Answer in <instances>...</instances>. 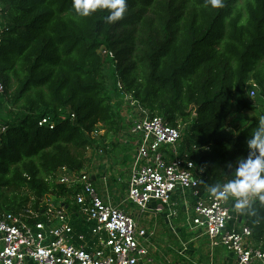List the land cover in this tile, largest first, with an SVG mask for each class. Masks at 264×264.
Returning <instances> with one entry per match:
<instances>
[{
  "label": "trees",
  "instance_id": "16d2710c",
  "mask_svg": "<svg viewBox=\"0 0 264 264\" xmlns=\"http://www.w3.org/2000/svg\"><path fill=\"white\" fill-rule=\"evenodd\" d=\"M223 2L127 0L110 24L107 10L78 16L73 0H0V103L17 111L0 124V215L70 195L56 175L87 168L99 147L92 133L106 139L130 128L112 94L182 128V153L203 171L201 197L233 180L228 164L246 153L261 118L244 128L228 121L257 109L246 99L251 81L264 97V0ZM46 118L53 130L39 126ZM250 205L256 215L240 216L264 248V203Z\"/></svg>",
  "mask_w": 264,
  "mask_h": 264
},
{
  "label": "built area",
  "instance_id": "2783aa9c",
  "mask_svg": "<svg viewBox=\"0 0 264 264\" xmlns=\"http://www.w3.org/2000/svg\"><path fill=\"white\" fill-rule=\"evenodd\" d=\"M250 84V96L257 99L260 89L253 81ZM5 92L0 79V97ZM124 102L130 108L127 120L135 149L126 201L140 212V217L105 201L91 173L64 168L56 178L70 191L66 197L71 199V205L65 200L56 204L45 198L41 211L28 207L18 214L0 215V264H144L152 246L142 217L147 213L165 214L167 225L173 229L177 213L172 200L176 195L183 207L192 212L186 223L189 230L200 231L212 249H227L237 264H264L263 244L253 238L252 229L235 209L237 198L200 196L203 171L198 170L188 153H178L182 143L180 129L152 115L128 95ZM39 126L53 130L55 123L46 118ZM103 134L98 129L92 137ZM165 146L173 148V155L165 154ZM96 150L99 155H106L107 149ZM96 173L103 183L108 180L100 168ZM257 199L250 196L249 203ZM75 221L88 228L98 242H87L86 235L77 234Z\"/></svg>",
  "mask_w": 264,
  "mask_h": 264
},
{
  "label": "crops",
  "instance_id": "0c3cea01",
  "mask_svg": "<svg viewBox=\"0 0 264 264\" xmlns=\"http://www.w3.org/2000/svg\"><path fill=\"white\" fill-rule=\"evenodd\" d=\"M122 136L125 138V140L130 139L131 141H133L131 136L129 135V129L127 131H124L121 137ZM103 149H106V148L103 147ZM108 150L109 149L105 150V153H106L105 156L99 155V157L103 158V160L101 162L95 161L94 171L89 172L92 174V181L95 183V186L98 189L99 194L105 199V201L110 202L112 205L117 206L118 208L128 213H131L135 216L140 217V212L134 206H132L129 202L126 201L128 183L130 179V171H129L128 180L126 178V175L124 177L120 175L117 178H115V171L113 172V174L110 173L109 171L111 169V166L108 163V160L106 159L107 155L110 154ZM185 153H181V154H185ZM132 164H133V160H132ZM99 168L101 172L104 171V173L108 176V180L105 183L100 181L96 173V171H98ZM64 200L67 205H71L72 201L69 197H64L62 202ZM172 202L176 206L174 207V210L177 213L175 220L178 218H181L182 220L181 225L177 226L174 221L173 229H171L170 227L168 228L165 214L155 216V215H152L151 213H147V214H144L142 217V221H141L142 225L146 229H148V231L151 234L150 242L152 246L149 256L147 258V261L144 264H163L162 263V260L164 258L163 251H165L164 249L166 248H168L172 252L173 251L177 252V254L181 256V257H178V256L174 257L175 259L181 258L180 259L181 261L180 260L174 261L175 264H185L182 262L183 261L182 258H184V255H185V249H188V248L191 249L192 247L191 245L199 243L200 241L199 242L197 241L202 239L201 237H204L201 235L200 231H198L199 232L198 233V232L189 230V227L187 226L186 223H187L188 217L192 215V212L187 210L185 207H183V204L180 201V197H178L177 195L174 196ZM71 210H74V209L71 208ZM74 224L76 226V233L86 235L87 242H90V241L98 242L97 238L92 237L89 230L81 233V230H82L81 228H84V226L81 223H78L77 221H75ZM165 230H169L171 233H173L176 243L169 242L167 241V239L166 240L164 239L163 235L165 234ZM159 239L163 240V244L160 243ZM195 247H198V246H195ZM195 250L196 252H199V253L201 252L200 250H197V249ZM210 251L212 252L211 254L212 257H214L213 255H215V253H217L219 257L216 256V258L210 259L207 256L206 261H204L203 259L204 264H237V259L232 254L222 253L221 251H219L218 248L212 249L211 246H210ZM166 264H170V263H166Z\"/></svg>",
  "mask_w": 264,
  "mask_h": 264
},
{
  "label": "rangeland",
  "instance_id": "374dc122",
  "mask_svg": "<svg viewBox=\"0 0 264 264\" xmlns=\"http://www.w3.org/2000/svg\"><path fill=\"white\" fill-rule=\"evenodd\" d=\"M1 17V14H0ZM1 19H0V30L2 29V25H1ZM252 90V89H251ZM251 90H248L246 92V99L250 102L251 105H253L254 107H256L257 109L255 111L252 112H245L242 114H235L232 115L229 118V123L230 125H234L237 124L239 125L241 128L246 127L254 117L258 116V117H264V97L263 95H259L257 99H252L250 96ZM110 91H111V87H110ZM112 92V91H111ZM113 93V92H112ZM113 96V106L114 109L116 111L121 110V116H122V120L124 122V125L126 126V124H130V122H128L127 117H128V113H130V109L126 106V105H120L121 101L120 98L116 97L114 94H112ZM7 101V104H3L0 103V124L10 121L15 113L17 112L15 108H13V105L10 101ZM11 112V113H10ZM180 131H182V128L180 129ZM129 138V137H128ZM97 139H99L97 141V144H99L98 148H106L109 149L108 152L110 153L109 155H107V160L108 163L111 166V169L109 170L110 173L113 174V172L115 171V178H117L118 176L122 175L123 177L126 175V178L128 180L129 178V169L132 166V158L134 155V144L133 141H131L130 139H126L121 135L120 136H112L109 138H102V137H97ZM126 142V143H125ZM133 146V147H132ZM96 148V147H95ZM162 150L165 152V154L167 155H173L172 150L173 148L171 146H165L162 148ZM183 151V147L180 146L178 147V153L181 154ZM88 158H89V162L87 165V168L85 169V171L87 172H91L94 171V166H95V161L96 162H101L103 160V158L99 157V154H97V150L96 149H90L88 151ZM105 158V157H104ZM127 196V195H126ZM63 196L60 197H56L52 194H48L46 196V199L48 201H52L56 204H59L62 202L63 200ZM178 218V217H177ZM175 224L181 225L182 224V220L181 218H178L175 220ZM169 228V226H168ZM164 239L169 242H175V238L173 233H171L169 230H165V234L163 235ZM202 239L198 240L196 244L191 245V249H185V255L183 259V263L185 264H204V261L207 260V256L211 259V258H216L219 257V255L217 253H215V255H213L214 257L211 256L212 252L210 251V241L207 237H201ZM160 243L163 244V240H160ZM198 246V247H195ZM200 250L201 252H196V250ZM219 251H221L222 253L225 254H231L229 251H227V249L221 247L218 248ZM165 251H163V260L162 263L166 264V263H170V264H175L174 261H179L181 258L175 259L174 257H181L177 254V252H172L170 251L168 248L164 249ZM205 257H204V256ZM204 259V261H203ZM161 261V260H159ZM181 261V260H180Z\"/></svg>",
  "mask_w": 264,
  "mask_h": 264
},
{
  "label": "clouds",
  "instance_id": "9594fccd",
  "mask_svg": "<svg viewBox=\"0 0 264 264\" xmlns=\"http://www.w3.org/2000/svg\"><path fill=\"white\" fill-rule=\"evenodd\" d=\"M212 8L224 6L223 0H206ZM73 9L80 17H89L98 10H107V22L121 20L127 11V0H73ZM246 153L235 157L228 164L231 169L235 163V178L223 185L211 186V194L217 198H237L235 209L241 213L247 211L255 216L249 203V197H258L264 203V117L252 135L245 140Z\"/></svg>",
  "mask_w": 264,
  "mask_h": 264
}]
</instances>
